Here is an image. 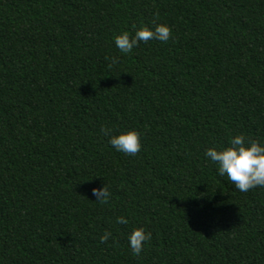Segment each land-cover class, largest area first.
<instances>
[{
    "label": "trees",
    "instance_id": "16d2710c",
    "mask_svg": "<svg viewBox=\"0 0 264 264\" xmlns=\"http://www.w3.org/2000/svg\"><path fill=\"white\" fill-rule=\"evenodd\" d=\"M238 134L264 144V0H0V264H264V187L204 156Z\"/></svg>",
    "mask_w": 264,
    "mask_h": 264
},
{
    "label": "clouds",
    "instance_id": "9594fccd",
    "mask_svg": "<svg viewBox=\"0 0 264 264\" xmlns=\"http://www.w3.org/2000/svg\"><path fill=\"white\" fill-rule=\"evenodd\" d=\"M170 37V29L166 25H156L154 29L141 27L130 35L123 32L113 37L115 47L122 54L130 53L140 42L149 40L167 42ZM112 63H116L113 59ZM101 132L108 136V144L117 152L125 155H135L141 150L140 134L135 130L111 134L112 130L102 127ZM204 156L210 160L217 169V174L226 177L232 186L240 191L247 192L250 189L264 187V144L255 140H247L243 134L230 138L229 146L217 150L208 148ZM93 195L97 202L107 203L111 193L103 186L101 189H93ZM118 225H127L128 220L124 216L115 219ZM112 236L105 231L99 237L100 243L107 242ZM151 239V233L143 227L134 228L127 237L128 247L134 256H139L147 241Z\"/></svg>",
    "mask_w": 264,
    "mask_h": 264
}]
</instances>
